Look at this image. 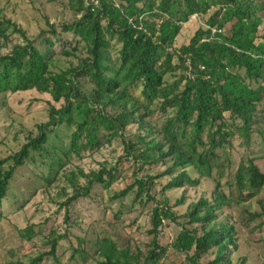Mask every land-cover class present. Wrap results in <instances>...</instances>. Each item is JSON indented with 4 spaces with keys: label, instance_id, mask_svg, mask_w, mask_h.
Listing matches in <instances>:
<instances>
[{
    "label": "trees",
    "instance_id": "16d2710c",
    "mask_svg": "<svg viewBox=\"0 0 264 264\" xmlns=\"http://www.w3.org/2000/svg\"><path fill=\"white\" fill-rule=\"evenodd\" d=\"M70 6L76 15L72 21L57 27L47 19L48 28L36 38L0 9V36L18 33L24 40L0 54V94L36 89L63 100L60 107L50 105L49 120L38 124L36 135L0 161V219L19 166L39 161L48 168L41 177L51 183L72 153L98 149L103 140L119 137L124 157L137 172L158 162L166 168L135 174L126 188L113 194L119 198L135 191V201L154 202L147 253L134 251L129 242L120 247L105 235L94 242L104 258L99 264H165L170 246L185 254L183 264H237L232 258L239 247L237 227L218 215L233 200L249 199L264 187V165L249 153L257 140L264 144V42L258 41L264 0H70ZM212 8L208 28L199 27L188 44L175 48L182 22L194 14L205 16ZM57 43L62 45L60 54L76 57L77 65L53 69ZM82 50L86 54L80 56ZM178 68L182 73L170 82L166 75ZM156 111L161 123L153 118ZM132 124L137 130L128 135ZM235 139L247 150L239 160L233 157ZM8 161V168H2ZM119 174L118 166L106 165L91 172L81 192L61 204L65 219L71 203L89 196L94 185L109 189ZM165 175L170 179L163 192L196 188L202 179L213 180L215 187L210 197L201 195L179 215L168 197L160 200L152 193L156 179ZM185 200L183 194L176 204ZM259 217L264 210L250 213L248 220ZM170 222L181 229L170 244L162 245L161 228ZM34 234L31 224L23 236L33 239ZM48 235L50 250L6 264H41L48 255L61 264L56 252L65 234L51 230ZM208 254L213 258L202 262Z\"/></svg>",
    "mask_w": 264,
    "mask_h": 264
},
{
    "label": "rangeland",
    "instance_id": "374dc122",
    "mask_svg": "<svg viewBox=\"0 0 264 264\" xmlns=\"http://www.w3.org/2000/svg\"><path fill=\"white\" fill-rule=\"evenodd\" d=\"M0 9H3L6 17L22 27L30 38L38 37L42 29L48 28L47 19L59 27L63 22L72 21L76 16L70 6V0H0ZM213 10L212 8L205 16L194 14L188 21L182 22V29L174 47L179 49L182 45L188 44L199 27L208 28L206 21ZM261 15L263 22L258 30V41L264 42V10ZM67 37L69 40L73 39L71 33ZM23 41L18 33H10L8 38L0 36V54L10 52L14 45ZM37 43L43 46L40 38ZM61 49L60 43L54 47L53 69L60 71L77 65L78 59L61 55ZM78 54L82 56L86 53L82 50ZM173 62L177 63L178 59L175 57ZM182 71L178 68L175 72L168 73L166 78L173 82ZM84 85L91 89L89 82ZM62 103L63 100L56 101L50 93L39 92L36 89L0 94V161L19 151L30 135L37 134L38 124L49 120L50 105L60 107ZM160 115L161 113L156 111L153 118L161 123L163 117ZM136 130L137 125H130L128 135ZM240 141L234 140L233 157L236 160H239L241 153L245 154L247 151L240 145ZM103 142L98 149H85L80 154L72 153L71 158H66L63 169L51 183L41 177L43 173L47 174L48 168L39 161L37 163L28 161L16 169L11 181L13 193L6 197L3 218L0 219V264L18 259L28 261L41 252L50 250L48 234L51 230L65 234L58 241L56 252L61 264H99L104 258L94 242L105 235L116 239L120 247L129 242L134 251L140 248L144 254L147 253L152 239L149 230L154 202L135 201V191L119 198H113V194L126 188L134 180L135 174L138 176L146 173L157 174L164 171L166 166L158 162L152 166L147 165L137 172L132 162L124 157L122 138H112ZM64 143L69 144L68 137H65ZM249 153L258 155V163L264 165V144H261V141L258 143L257 140ZM60 155L65 157L62 153ZM9 164L10 161L4 163L2 168H8ZM103 165L107 168L118 166L120 170L118 179L109 189L99 184L94 185L89 196L80 197L69 205V220L65 219L66 211L61 204L76 192H81L91 172L98 171ZM169 179V175L157 178L152 193L160 200L168 197L179 215L186 213L188 205L201 195L210 197L215 187L213 180L202 179L196 188L187 187L163 192V185ZM224 189L225 192H229L227 186ZM183 194L186 196L185 202L176 204ZM263 210L264 187L256 196L241 201L233 200L230 206L219 211V220L229 217L237 227L239 247L232 252V258L237 264H240L243 258H246L243 264H264V217L248 220L250 213ZM183 220L181 217L180 221ZM31 224L34 225L36 234L33 239H27L23 234ZM180 229L181 225L174 222L163 226L159 237L160 243L170 244ZM79 237L84 239L82 244L79 243ZM76 248H81L86 253L77 252ZM211 258L213 254L205 255L202 262ZM184 260L185 254L174 250L172 246L168 248L163 258L165 264H183ZM41 264L58 262L54 256L48 255Z\"/></svg>",
    "mask_w": 264,
    "mask_h": 264
},
{
    "label": "built area",
    "instance_id": "2783aa9c",
    "mask_svg": "<svg viewBox=\"0 0 264 264\" xmlns=\"http://www.w3.org/2000/svg\"><path fill=\"white\" fill-rule=\"evenodd\" d=\"M97 1V0H96Z\"/></svg>",
    "mask_w": 264,
    "mask_h": 264
}]
</instances>
